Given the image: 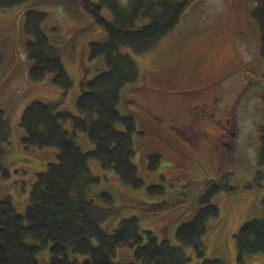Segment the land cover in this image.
<instances>
[{"label": "rangeland", "instance_id": "obj_1", "mask_svg": "<svg viewBox=\"0 0 264 264\" xmlns=\"http://www.w3.org/2000/svg\"><path fill=\"white\" fill-rule=\"evenodd\" d=\"M91 1L98 3L100 0ZM257 1L193 0L175 30L153 50L135 55L130 49H123L135 59L139 77L123 90L119 109L124 114L131 110L143 125L144 134L135 133L133 138L134 162L145 187L133 190L124 186L111 171L104 170L97 159L90 158V170L100 177V183L94 186L89 196L97 205L113 211L101 225L103 229L111 232L124 219L138 217L142 231H153L160 239L166 235L173 244L180 245L176 240L177 228L189 220L188 210L197 206L208 188V181L229 175V184L240 188L253 183L258 171L264 173V167L258 166L257 160L261 144L259 127L264 118V64L259 56V28L250 17ZM80 4L81 0H27L14 8L0 9V108L5 111L11 127L10 140L2 146V161L10 176L3 178L0 174V199L11 198L21 215L30 204L38 174L47 171L50 163L58 162L55 148H23L21 140L25 131L20 120L24 110L35 101L58 102L60 111L79 116L76 103L82 93L81 84L92 80L105 66L102 58L90 60L89 50L92 42H103L106 33ZM28 11L47 15L42 28L61 51L64 67L73 80V86L68 90L55 86L52 75L39 84L30 80L31 61L27 57L26 44L33 38L24 30ZM103 16L113 19L107 7L103 8ZM240 29L249 36L248 49L244 42L236 40ZM218 44L220 47L216 46ZM216 48L219 55L215 60V71L224 72V79L215 90L216 94L210 95L220 97L215 118L223 128H217L212 121H204L203 131L198 135H182L176 131L175 122H171L170 113L175 112L180 104L198 102L193 98L196 93L170 91L159 79H169L173 84L180 82L178 87H199L200 82L212 79L206 61L214 57ZM125 99L128 105L133 101L129 110L123 106ZM64 127L73 132L71 122ZM118 127L124 129L122 125ZM224 127H228L225 133L222 131ZM75 140L84 151L94 149L86 133H78ZM152 154L162 157L161 164L154 171L148 168ZM261 184L252 191H238L233 195L220 193L213 199L220 217L208 223L203 238L204 259L223 257L226 264H238L235 234L247 221L264 216V176ZM151 185L163 186V196H149L146 188ZM103 192L113 197L111 205L97 196ZM167 198H178L182 202L175 209L162 213L154 214L149 209V204ZM228 200L239 202H234L231 207ZM184 252L191 258L190 264H202L194 249L184 248ZM76 257L85 259L82 255ZM49 260L48 247L39 254L38 261L48 264ZM114 261H135L134 249H118ZM246 264H264V255L248 257Z\"/></svg>", "mask_w": 264, "mask_h": 264}, {"label": "trees", "instance_id": "obj_2", "mask_svg": "<svg viewBox=\"0 0 264 264\" xmlns=\"http://www.w3.org/2000/svg\"><path fill=\"white\" fill-rule=\"evenodd\" d=\"M25 1L0 0V9L14 8ZM192 1L128 0L123 4L119 0H100L98 3L81 0L83 10L106 33V39L92 42L89 50L90 60L102 58L105 66L92 80L81 84L82 93L76 103L79 116L60 111L58 102L35 101L24 110L20 120L25 131L21 140L23 148H55L58 162L50 163L47 171L38 174L24 215L18 213L11 198L0 199V264H40L38 256L48 247V264H190L191 258L184 248L194 249L202 264H226L223 257L204 259L203 238L208 223L220 217L213 199L220 193L233 195L260 188L264 176L261 170L253 183L240 188L229 184V175L208 181V188L197 206L188 210L189 220L177 228L176 240L180 245L173 244L166 235L160 239L153 231H142L138 217L124 219L111 232L103 229L101 225L113 211L97 205L89 196L100 183V177L90 170V158L97 159L102 168L111 171L124 186L133 190L145 187L134 162L133 138L135 133L144 134L143 125L129 110L132 100L130 105L127 99L123 102L124 108L129 110L127 114L119 109L123 90L139 77L135 59L123 49H130L135 55L153 50L175 30ZM104 7L111 11L112 20L103 16ZM250 17L259 28V56L264 64V0L257 1ZM46 18L45 13L38 11H28L25 15V33L33 38L26 44L27 57L31 61L29 77L39 84L52 75L55 86L68 90L73 86V80L64 67L61 51L42 28ZM1 56L0 52V63ZM162 79L166 78H160V82ZM202 83L204 81L199 84ZM151 114L150 111L153 117ZM68 122L72 123V133L64 127ZM259 129L261 144L257 160L258 166L264 167V118ZM81 132L88 134L93 150L84 151L78 145L75 138ZM10 136L9 120L0 108V174L3 178L10 176L2 161V146L9 142ZM161 160L160 154L149 156L150 171L156 170ZM146 190L151 197L165 193V188L157 185L148 186ZM97 196L108 205L113 203V197L106 192ZM181 202L178 198H167L148 207L154 214L162 213L175 209ZM227 202L232 207L239 200ZM234 238L238 264H246L248 257L264 255V216L244 223ZM120 248L134 249L135 261L116 263L114 259ZM76 255L85 259L80 260Z\"/></svg>", "mask_w": 264, "mask_h": 264}, {"label": "flooded vegetation", "instance_id": "obj_3", "mask_svg": "<svg viewBox=\"0 0 264 264\" xmlns=\"http://www.w3.org/2000/svg\"><path fill=\"white\" fill-rule=\"evenodd\" d=\"M235 37H236L237 42L238 41L240 43L244 42L247 49L248 47H250V43L248 42L249 36L245 31L240 29ZM219 42L220 41H218V43ZM216 46L220 47L219 44ZM218 55H219V49L216 48V51L214 52L215 58L212 57L206 61L207 66H208V71H209V74L212 76V79H210V81L205 80L204 83L200 84L199 87H195V88H191V86L178 87L177 85L180 84V82L177 84H173L169 79H162L161 81L163 85L165 84L168 86V88H170V91H176V92H181V93L182 92H195L196 93V95L193 98L198 99L197 100L198 102H194V103L187 102L185 105L180 104L179 108L175 112L170 113L171 122L172 121L175 122L173 123V125H176L175 126L176 131L180 132L182 135H187V136H191L192 134L195 136L198 135L199 133L203 131L204 121H212L215 123V126L217 128L218 127L221 129L223 128L221 125H219L217 119L215 118L218 112L217 103L220 97H218L217 95H210L211 93L216 94V91L218 87L220 86L219 84H221L222 79H224V72L221 73L220 71L218 72L215 71L216 70L215 60ZM245 75H247V73L244 74V76ZM243 88H241V91L243 90ZM151 115L154 116L153 114ZM155 117L159 118L158 116H155ZM163 123L166 124L165 121ZM173 125L171 126L173 127ZM227 130H228V127L223 129L222 131H224L225 133ZM219 137L221 139L223 137V133L220 134Z\"/></svg>", "mask_w": 264, "mask_h": 264}]
</instances>
